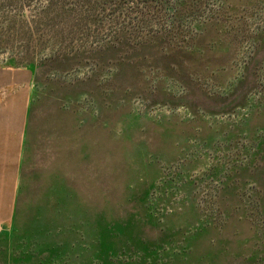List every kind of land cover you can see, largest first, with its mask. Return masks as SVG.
<instances>
[{
    "label": "rangeland",
    "instance_id": "374dc122",
    "mask_svg": "<svg viewBox=\"0 0 264 264\" xmlns=\"http://www.w3.org/2000/svg\"><path fill=\"white\" fill-rule=\"evenodd\" d=\"M0 264H264V0H0Z\"/></svg>",
    "mask_w": 264,
    "mask_h": 264
}]
</instances>
